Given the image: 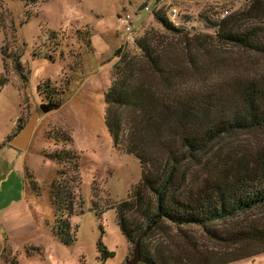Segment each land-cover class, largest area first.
<instances>
[{"label":"rangeland","instance_id":"1","mask_svg":"<svg viewBox=\"0 0 264 264\" xmlns=\"http://www.w3.org/2000/svg\"><path fill=\"white\" fill-rule=\"evenodd\" d=\"M251 1L0 0V209L19 205L18 212L38 227L13 235L0 222V264H125L131 258L134 242L117 225L115 207L133 197L143 169L137 157L113 143L104 121V94L120 77L116 66L123 54L144 62L137 41L145 39L158 44L163 74L152 71L147 79L165 95H199L201 86L256 75L264 71V57L216 35L221 21L233 30H264V15L253 14ZM157 12L181 32L164 28ZM127 15L130 33L124 23ZM183 64L184 73L177 70ZM53 102L59 107L40 115L27 149L10 146L11 137L39 105ZM117 113L128 121V111ZM263 144L264 129L226 134L180 169L203 184L219 169L221 155L239 149L253 152ZM56 151L77 156L75 211L70 217L76 233L70 246L51 231L55 215L50 187L67 173L64 163L48 156ZM59 171L65 173L59 176ZM249 220H264V208L205 227L162 221L144 239V249L167 264H222L239 251L260 247L227 241ZM227 264H264V252Z\"/></svg>","mask_w":264,"mask_h":264},{"label":"trees","instance_id":"2","mask_svg":"<svg viewBox=\"0 0 264 264\" xmlns=\"http://www.w3.org/2000/svg\"><path fill=\"white\" fill-rule=\"evenodd\" d=\"M23 1L30 4L38 0ZM249 8L256 12L253 14L264 15V0H252ZM155 15L167 30L181 32L164 14L157 12ZM1 23L0 13V26ZM217 27L216 35L224 42L264 57L262 28L238 31L222 21ZM137 42L144 62L123 54L116 66L120 77L104 94L107 104L104 121L113 143L122 144L125 152L137 157L143 169L133 197L116 205V220L122 234L134 243L149 229L141 240L140 260L143 263L167 264L163 258L157 260L143 245L144 239L160 222L205 227L264 208V144L253 152L239 149L224 153L220 156L219 169L203 179V184H196L180 169L185 160L195 157L226 134L264 129V71L206 88L201 86L197 89L199 95L189 91L176 96L175 91L169 89L172 91L169 96L157 88L158 84L147 79L152 71L163 76L157 62L161 54L158 44L150 45L145 39ZM119 52L120 49L117 55ZM180 66L177 70L184 73L185 64ZM123 109L129 113L128 121L117 113ZM48 156L67 166L66 176L61 177L65 172L59 171L60 177L50 187L55 215L51 231L62 244L70 246L76 233L70 217L75 211L72 182L77 179V156L61 151ZM154 167L159 169L156 171ZM25 181L24 178V186ZM227 241L234 245L256 242L260 247L249 252L239 251L222 264L263 253L264 220H249L231 232ZM101 246L98 242L99 252H102Z\"/></svg>","mask_w":264,"mask_h":264},{"label":"water","instance_id":"3","mask_svg":"<svg viewBox=\"0 0 264 264\" xmlns=\"http://www.w3.org/2000/svg\"><path fill=\"white\" fill-rule=\"evenodd\" d=\"M59 104L54 103H41L39 105V109L34 111L30 118L25 122V124L21 127V129L14 134L11 139L9 140V145L24 151L27 149L29 142L32 137L33 130L40 118L42 113H47L54 108H58ZM149 230V229H148ZM148 230L144 231L139 237L136 239L134 243V250L131 258H129L125 264H137L140 261V247H141V240L147 234Z\"/></svg>","mask_w":264,"mask_h":264},{"label":"crops","instance_id":"4","mask_svg":"<svg viewBox=\"0 0 264 264\" xmlns=\"http://www.w3.org/2000/svg\"><path fill=\"white\" fill-rule=\"evenodd\" d=\"M18 207L19 205L15 206L13 203L12 206H6L0 209V222L4 223L3 225L9 230L8 232L11 231L13 235L17 234L22 236L37 230V224L35 225V222H32L30 218H26L25 220L23 212H18V209L21 210V206Z\"/></svg>","mask_w":264,"mask_h":264},{"label":"built area","instance_id":"5","mask_svg":"<svg viewBox=\"0 0 264 264\" xmlns=\"http://www.w3.org/2000/svg\"><path fill=\"white\" fill-rule=\"evenodd\" d=\"M147 9V7H145ZM130 15H127L126 16V19H124V23H125V28L126 30L130 33V31L132 30L131 29V26H130Z\"/></svg>","mask_w":264,"mask_h":264}]
</instances>
